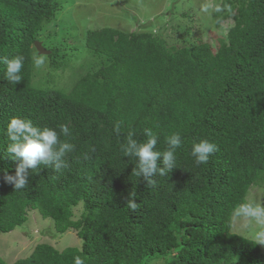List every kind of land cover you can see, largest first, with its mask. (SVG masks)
<instances>
[{
	"label": "trees",
	"instance_id": "obj_1",
	"mask_svg": "<svg viewBox=\"0 0 264 264\" xmlns=\"http://www.w3.org/2000/svg\"><path fill=\"white\" fill-rule=\"evenodd\" d=\"M219 5L226 12L213 13L216 23L226 15L233 25L212 45L200 38L168 45L159 35L110 27L88 31L85 48L100 67L64 92L32 83L33 43L57 0H0V57L24 58L16 85L0 64V153L14 116L57 131L67 124L72 136L60 139L75 145L66 166L29 169L20 190L4 179L15 175L16 162L0 159V235L22 227L34 242L10 264H74L75 256L85 264H264L259 245L232 232L233 208L246 203L251 187L264 190V0ZM49 51L51 65L61 67L64 53ZM145 128L158 136L160 151L167 136L182 137L176 167L151 185L132 174L135 159L120 150L129 132L145 141ZM200 139L217 151L196 166L191 147ZM129 193L136 211L127 207ZM76 208L82 211L73 220ZM66 232L78 243L56 247ZM0 264L8 263L0 257Z\"/></svg>",
	"mask_w": 264,
	"mask_h": 264
},
{
	"label": "rangeland",
	"instance_id": "obj_2",
	"mask_svg": "<svg viewBox=\"0 0 264 264\" xmlns=\"http://www.w3.org/2000/svg\"><path fill=\"white\" fill-rule=\"evenodd\" d=\"M57 3L58 11L50 22L43 24L37 40L47 50L58 48L64 53L63 58L60 56L62 59L57 58V61L63 60L64 64L57 68L55 64L51 65L50 58L40 55L34 49L32 83L36 87L64 92H68L82 76L100 67L98 59L85 48V37L90 30L110 27L125 33L159 35L168 45L177 46L188 43L194 45L200 38L202 42L212 45L216 40H222L233 25L232 18L226 15L216 23L213 13L222 15L226 12L219 5L220 0H57ZM217 8L220 11H216ZM37 58L44 61L40 67L34 66ZM247 202L264 205V190L251 188L246 194ZM81 211L80 208L73 211V220L79 218ZM48 226L50 224L45 223L43 229L46 237L51 235ZM33 227L40 226L37 223ZM257 230L255 225L245 228L240 221L233 220L232 232L251 238L256 243L254 233ZM27 232L26 228L21 227L0 235V257L6 263L26 257L34 249V242L27 237ZM69 233L60 235L55 246L64 248L71 243H78L77 239L69 241ZM42 240L45 241V238ZM47 242L52 244L51 241ZM257 244L264 252V245ZM148 264L164 262L157 258Z\"/></svg>",
	"mask_w": 264,
	"mask_h": 264
},
{
	"label": "clouds",
	"instance_id": "obj_3",
	"mask_svg": "<svg viewBox=\"0 0 264 264\" xmlns=\"http://www.w3.org/2000/svg\"><path fill=\"white\" fill-rule=\"evenodd\" d=\"M216 11H220V9L217 8ZM23 61L22 56H15L11 59L0 57V64L5 66V77L8 82L16 85L22 81ZM43 63L42 58L34 60L35 67H40ZM4 131L9 143L4 150L6 154L0 153V159L7 158L16 162L15 175L5 172L4 179L13 184L16 190L26 187L29 169L36 172L43 165L59 170L66 166L65 158L75 148V145L68 140L60 139L61 136L68 138L72 136V131L67 124H61L57 131L56 128L40 127L34 125L29 119L14 116ZM113 131L120 134V122L114 123ZM143 134L146 140L141 142L135 138L134 132H129L121 144L120 150L123 157L135 159L132 174L143 178L148 185H151L154 184L153 176H163L176 167L177 150L182 146V137L179 133L167 136L166 146L163 151H160L156 149L158 136L149 128H145ZM216 151L217 145L209 139H200L198 142H194L191 147L194 164L196 166L206 164L210 155ZM161 157L163 166L158 164V159ZM134 197L135 193H129L126 201L127 207L132 211H136L138 208ZM232 218L240 221L245 228L255 225L258 230L254 233V238L257 243L264 245V205L254 202L241 203L233 208ZM74 264H85V261L81 256H75Z\"/></svg>",
	"mask_w": 264,
	"mask_h": 264
},
{
	"label": "water",
	"instance_id": "obj_4",
	"mask_svg": "<svg viewBox=\"0 0 264 264\" xmlns=\"http://www.w3.org/2000/svg\"><path fill=\"white\" fill-rule=\"evenodd\" d=\"M33 46H34L35 50H36L40 55H45V56H47V55H49V54L51 53L49 50L45 49V48L42 46L41 42L38 41V40H35V41H34Z\"/></svg>",
	"mask_w": 264,
	"mask_h": 264
}]
</instances>
